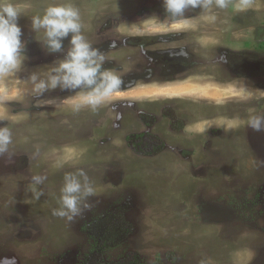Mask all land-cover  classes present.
<instances>
[{
  "label": "rangeland",
  "instance_id": "rangeland-1",
  "mask_svg": "<svg viewBox=\"0 0 264 264\" xmlns=\"http://www.w3.org/2000/svg\"><path fill=\"white\" fill-rule=\"evenodd\" d=\"M12 2L21 11L27 58L17 73L0 77V128L11 131L0 154V258L15 257L16 264H264V121L259 129L251 126L264 117V0ZM52 4L79 10L88 42L106 26L102 32L122 42L160 36L169 39L166 46L191 44L183 47L206 59L215 48L248 52V76L224 86L203 78L161 83L170 73L140 70L134 57L126 61L125 48L117 52L122 71L107 63L102 71L122 77L139 71L137 86L116 89L95 107L80 102L86 88L37 95L31 74L45 78L70 46L68 37L61 52L49 53L38 42L43 32L31 29V17ZM142 113L161 142L149 155L133 153L124 141L146 129ZM68 174L91 190L82 191L71 219L57 214Z\"/></svg>",
  "mask_w": 264,
  "mask_h": 264
},
{
  "label": "clouds",
  "instance_id": "clouds-1",
  "mask_svg": "<svg viewBox=\"0 0 264 264\" xmlns=\"http://www.w3.org/2000/svg\"><path fill=\"white\" fill-rule=\"evenodd\" d=\"M182 7L180 2L174 5ZM21 11L12 0H0V77L17 73L24 64L26 56V42L22 39L23 32L18 23ZM33 32H43V49L49 53L61 52L63 41L70 37V48L61 62L47 74L40 78L36 73L31 74L32 91L42 95L46 91L60 89H90L79 99L84 104L95 107L110 94H116L122 81L108 72H102L103 55L94 48L81 34L80 13L71 4H52L44 14L31 17ZM79 107V103L76 105ZM264 117L257 118L252 127L259 129ZM11 143V131L0 128V154L7 151ZM80 176L83 173L79 174ZM43 177H35L37 183ZM62 189L63 209L57 214L69 215L71 219L80 211L78 201L82 191L90 193L82 184L79 176L68 174L65 176ZM0 264H16L15 257H2Z\"/></svg>",
  "mask_w": 264,
  "mask_h": 264
},
{
  "label": "flooded vegetation",
  "instance_id": "flooded-vegetation-1",
  "mask_svg": "<svg viewBox=\"0 0 264 264\" xmlns=\"http://www.w3.org/2000/svg\"><path fill=\"white\" fill-rule=\"evenodd\" d=\"M105 27L106 26H103V28L100 27L99 30L96 31L95 38L93 37V39H89V43L91 45L93 44V47L98 49L103 55V64H110L111 67L118 72L122 71V64H117L121 63L118 62L119 55L117 52L127 48L130 50V54H127L128 59L126 61L128 62L131 59V56L134 57L133 59L136 61L135 65L137 67H142L140 70H149L153 72L155 68H160V70H163L165 74L170 73L169 77L165 80H157L161 83H171L177 81L184 82L187 80H194L196 78H203L202 80H212L224 86L230 83L232 85L238 82L240 83L248 76L247 73L250 68V53L248 54V52L243 56L242 52L234 53L224 48H215L214 50L216 51V55L212 56V51L208 50V54L206 55H210V57L206 59L203 58L201 54L197 55L195 52L187 50L186 47H183L191 44H183V46H166V40H169L168 38L165 39L158 36L156 38L157 41L150 42L155 39L152 37L151 39L147 38L146 35L142 34L137 35L138 37L136 35L130 36L132 37L130 40H133V42L126 38L124 39L125 42H122V38L118 37L117 34L115 36L104 34L102 31ZM113 29L119 30L118 26L113 27ZM167 36L168 35L166 34V37ZM148 39L150 40L148 41ZM68 42L70 43V40ZM258 46H263V44H258ZM69 48L70 46H68V49ZM258 49L261 50L263 48ZM234 55H236L237 58H235ZM259 66H261V64H259ZM102 69L107 70L106 67H103ZM137 73H139V71H130L125 72L123 77L120 74L115 76L122 81L118 90H127L137 86L138 84L136 83H138L139 80L136 77ZM124 80H127V82ZM155 81L156 80H151L145 83L142 82L141 84H151ZM118 115H120L119 120H121L123 114L119 112ZM141 118L146 126V129L125 135L124 141L133 153L139 155H149V153H152L159 147L161 142L158 143V139H155V136L151 134L150 129H148V126H150L152 122L150 116L146 113H142ZM1 119L2 118H0V125H3V120ZM135 119L137 118L135 117ZM120 123L121 122H119V124ZM105 137H107L106 134ZM100 139L101 138L99 137V140Z\"/></svg>",
  "mask_w": 264,
  "mask_h": 264
}]
</instances>
